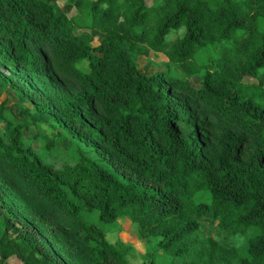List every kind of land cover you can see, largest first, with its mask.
<instances>
[{
	"label": "trees",
	"instance_id": "obj_1",
	"mask_svg": "<svg viewBox=\"0 0 264 264\" xmlns=\"http://www.w3.org/2000/svg\"><path fill=\"white\" fill-rule=\"evenodd\" d=\"M56 1L0 0V81L71 142L0 102V264H129L93 223L119 218L166 264H264V0Z\"/></svg>",
	"mask_w": 264,
	"mask_h": 264
},
{
	"label": "rangeland",
	"instance_id": "obj_2",
	"mask_svg": "<svg viewBox=\"0 0 264 264\" xmlns=\"http://www.w3.org/2000/svg\"><path fill=\"white\" fill-rule=\"evenodd\" d=\"M58 4L61 0L56 1ZM73 9L69 14L74 13ZM82 29V28H78ZM86 29V28H84ZM184 31V27L180 26L177 29H171L166 38H172L174 36H181ZM100 39V34L96 31L90 32V37L88 42L90 44H96ZM140 70L145 73H150L158 67H162L165 64L166 57L163 53L149 51L148 55H140L136 58ZM81 70L87 71V61L82 60L76 64ZM172 70V69H171ZM4 74H8V70L1 68ZM13 78H18V75H12ZM25 76H21L18 83L27 84ZM248 79V78H246ZM32 85H30V88ZM0 102L3 103L5 110L12 113V116L16 118H22L29 122L35 120L39 124V129L41 134L37 139L33 141L35 147L39 150L44 145L49 144L53 138L54 133L57 131L62 132L63 137H56L55 146L58 147V152L60 154H65L71 148V142L69 138L65 135V129L57 125L53 120H50L48 114L45 112H38L30 103L29 99L24 98L19 91L11 87L9 84L0 81ZM19 108H26L24 115L19 113ZM2 125V124H0ZM25 132V131H24ZM33 132V130H31ZM40 145V146H39ZM42 152V151H41ZM93 223L101 228L104 232V237L108 242L114 243L117 240L127 242L130 244V250L125 254V259L129 264H151L150 260L153 259L156 264H166L170 260V256L164 254L160 248L156 245V238H152L149 241L139 239L134 226L131 224L127 218H119L112 223H102L97 219L93 220ZM198 231L204 236H225L229 243L234 246H239L245 240V235L240 234H227L225 231L221 230L217 225V220L213 222L200 221ZM8 264H20V262L15 257H10L7 259ZM176 264H178L175 261Z\"/></svg>",
	"mask_w": 264,
	"mask_h": 264
},
{
	"label": "crops",
	"instance_id": "obj_3",
	"mask_svg": "<svg viewBox=\"0 0 264 264\" xmlns=\"http://www.w3.org/2000/svg\"><path fill=\"white\" fill-rule=\"evenodd\" d=\"M10 257H14V256H10ZM10 257H9V258H10ZM16 259H17V258H16ZM17 260H18V259H17ZM18 261H19V260H18ZM7 262H8V261H7ZM19 262H20V261H19Z\"/></svg>",
	"mask_w": 264,
	"mask_h": 264
}]
</instances>
